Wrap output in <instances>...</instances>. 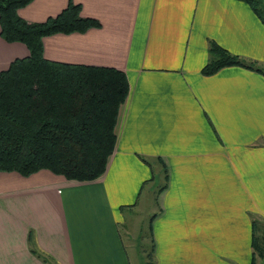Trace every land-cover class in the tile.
<instances>
[{
	"label": "crops",
	"instance_id": "crops-1",
	"mask_svg": "<svg viewBox=\"0 0 264 264\" xmlns=\"http://www.w3.org/2000/svg\"><path fill=\"white\" fill-rule=\"evenodd\" d=\"M70 1L100 26L45 38L44 56L124 71L116 146L94 181L0 173V264H46L32 250L57 264H131L119 212L138 208L148 186L154 264H254L259 228L264 237V23L240 0H33L19 14L45 21ZM212 41L262 72L202 74ZM28 56L0 36V71Z\"/></svg>",
	"mask_w": 264,
	"mask_h": 264
},
{
	"label": "trees",
	"instance_id": "trees-1",
	"mask_svg": "<svg viewBox=\"0 0 264 264\" xmlns=\"http://www.w3.org/2000/svg\"><path fill=\"white\" fill-rule=\"evenodd\" d=\"M32 1L0 0V36L29 50L28 57L0 71V173L29 176L47 170L67 180L94 181L106 171L116 146L119 110L129 91L127 76L113 67L45 58V38L84 33L100 22L82 16L81 6L72 1L56 16L28 22L19 10ZM240 1L264 23V0ZM209 53L201 70L206 76L227 66L262 72L216 42L210 43ZM32 252L46 264H57L39 250ZM146 255L147 264H154L153 253Z\"/></svg>",
	"mask_w": 264,
	"mask_h": 264
},
{
	"label": "rangeland",
	"instance_id": "rangeland-1",
	"mask_svg": "<svg viewBox=\"0 0 264 264\" xmlns=\"http://www.w3.org/2000/svg\"><path fill=\"white\" fill-rule=\"evenodd\" d=\"M261 6L264 9V1ZM159 184V181L155 182L154 190L159 188ZM149 188V186L146 187L142 192L143 195L140 199V206L138 208H135V206H127L123 207V210L119 212L122 220L120 221L119 229L131 264L148 263L147 253H144L145 256H141L139 260L138 252L142 254L143 249L147 252V242H149L150 239L149 221L154 214V210H156L155 206H157L155 205L154 192L150 191ZM256 232V247L254 248L256 257L254 264H264V237L262 236L260 228ZM137 247H141V250L138 251Z\"/></svg>",
	"mask_w": 264,
	"mask_h": 264
}]
</instances>
